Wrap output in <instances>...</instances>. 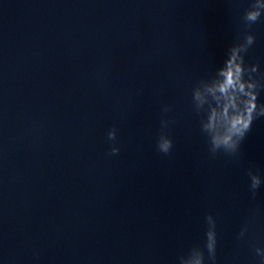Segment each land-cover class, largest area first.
Here are the masks:
<instances>
[{
  "label": "water",
  "instance_id": "water-1",
  "mask_svg": "<svg viewBox=\"0 0 264 264\" xmlns=\"http://www.w3.org/2000/svg\"><path fill=\"white\" fill-rule=\"evenodd\" d=\"M248 4L0 0V264H178L209 213L217 264H257L264 183L253 198L247 171L264 177V117L235 158L212 156L191 95ZM250 31L245 60L264 73V16Z\"/></svg>",
  "mask_w": 264,
  "mask_h": 264
},
{
  "label": "clouds",
  "instance_id": "clouds-1",
  "mask_svg": "<svg viewBox=\"0 0 264 264\" xmlns=\"http://www.w3.org/2000/svg\"><path fill=\"white\" fill-rule=\"evenodd\" d=\"M264 16V0H249L248 7L240 16L241 31L226 50L223 63L214 73L199 79L192 88V105L200 115V131L206 136L208 151L212 156L218 152L236 157L239 148L253 122L264 117V101L259 99L264 91V73L259 64L246 63L245 57L255 43L252 26ZM164 112L171 111L164 106ZM168 119L161 120V131L156 141L157 150L170 154L173 140L168 134ZM117 129L115 126L107 132V139L112 141L109 155H116L120 149L115 144ZM249 191L254 198L261 184L264 183L258 170L249 168ZM255 218V212L241 227L238 239H243ZM206 228L202 245H194L178 257V264H217V220L211 214L205 217ZM257 264H264V246L253 245Z\"/></svg>",
  "mask_w": 264,
  "mask_h": 264
}]
</instances>
